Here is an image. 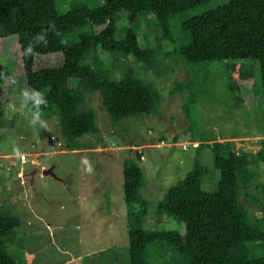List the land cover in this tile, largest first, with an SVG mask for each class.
I'll return each mask as SVG.
<instances>
[{
	"label": "trees",
	"instance_id": "trees-1",
	"mask_svg": "<svg viewBox=\"0 0 264 264\" xmlns=\"http://www.w3.org/2000/svg\"><path fill=\"white\" fill-rule=\"evenodd\" d=\"M210 1L105 0L92 9L75 4L59 14L56 0H0V74L17 81L10 86L0 79V98L18 94L23 87L41 91L48 101L42 112L59 115L70 149L76 148L85 133L99 131L96 111L86 104L88 91L100 92L114 125L134 116L159 114L161 93L154 83L139 77L132 67L114 80L112 70L105 66L120 56L161 73L158 49L150 46L135 27L142 16L151 14L163 38L174 43L169 54L183 56L190 65H224L235 105L253 112L259 108L264 90V0H234L188 19L183 23L187 42L179 46L172 19ZM123 14L128 16L129 27L120 31ZM87 25L92 32L81 33L78 41L66 38ZM41 35L43 40L36 45L35 54L24 55L28 43ZM57 55L63 56L60 65H40L41 59ZM261 143V150L239 147L232 139L207 144L215 157L218 186L207 182L210 170L200 159L204 145L199 143L191 172L167 189L157 207L160 214L172 217L180 227L146 228L144 212L131 213L129 264H155L149 257L157 244L174 251L175 264H264V253H255L253 248L256 243L264 245V223L259 217L253 218L240 200L244 195L262 199L251 193L252 187L264 194L260 178L264 139ZM142 158L138 152L124 164L126 200L141 208L147 204L141 193L147 182L138 162ZM20 227L17 215L0 212V264H20L7 251V241L19 233Z\"/></svg>",
	"mask_w": 264,
	"mask_h": 264
},
{
	"label": "rangeland",
	"instance_id": "rangeland-1",
	"mask_svg": "<svg viewBox=\"0 0 264 264\" xmlns=\"http://www.w3.org/2000/svg\"><path fill=\"white\" fill-rule=\"evenodd\" d=\"M232 1L211 0L175 16L172 30L179 46L187 42L184 22ZM104 3L105 0H56L59 14H65L75 4L92 9ZM128 25V16L123 14L120 31ZM135 27L150 46L158 49L161 73L149 71L128 57L118 56L105 66L112 70L114 80L132 67L139 77L154 83L161 93L159 114L134 116L114 125L100 92L88 91L86 104L96 111L99 131L85 133L76 148L70 149L56 112L43 114L49 129H39L37 133L16 111L19 93L0 98V159L4 163L0 165V212L15 214L21 220L18 235L7 241L8 253L20 264H129L131 213L143 211L146 228L180 227L172 217L160 214L157 207L167 189L191 172L199 143L204 145L200 159L210 170L206 179L213 186H218V175L214 154L207 144L232 139L262 145L263 89L259 108L246 112L233 101L224 65H190L183 56L169 54L174 43L163 38L151 14L142 16ZM87 31L92 32L91 25L76 28L66 38L74 37L72 42H76ZM62 61L63 56L57 55L39 63L56 66ZM138 152L143 154L138 162L147 181L141 189L147 200L143 208L137 203L130 205L124 191L126 158L137 157ZM22 153L28 154L26 162L21 160ZM36 156L40 162L35 161ZM83 157L88 159L91 172L85 170ZM49 168H53V174L44 173ZM25 173L32 177L24 178ZM260 178L264 181V161ZM251 193L262 199L244 195L240 200L253 218L259 217L264 223V194L254 187ZM165 248L157 244L149 259L155 264H175L174 251ZM253 248L255 253H264L261 243L253 244Z\"/></svg>",
	"mask_w": 264,
	"mask_h": 264
},
{
	"label": "clouds",
	"instance_id": "clouds-1",
	"mask_svg": "<svg viewBox=\"0 0 264 264\" xmlns=\"http://www.w3.org/2000/svg\"><path fill=\"white\" fill-rule=\"evenodd\" d=\"M54 28V26H52ZM43 40V36L34 37L30 41L26 48H24V55L32 56L35 54V47ZM46 43V41H44ZM0 79H3L5 84L15 86L17 81L15 77H10L5 74H0ZM19 108L16 109L18 113L27 120L28 125L38 133L39 129H49V125L46 120L42 118V109L47 106V99L45 95L33 88L23 87L19 89ZM15 152H19L18 149H14ZM82 163L86 165V171L91 172V165L86 157L82 158Z\"/></svg>",
	"mask_w": 264,
	"mask_h": 264
},
{
	"label": "water",
	"instance_id": "water-1",
	"mask_svg": "<svg viewBox=\"0 0 264 264\" xmlns=\"http://www.w3.org/2000/svg\"><path fill=\"white\" fill-rule=\"evenodd\" d=\"M239 144H242L243 147H246L247 149H251V150H261L263 145H256V144H252V143H247V142H242V141H238V145ZM44 173L45 174H53L54 171H53V168H49V169H45L44 170ZM24 178H28V177H32V176H29L28 174H23Z\"/></svg>",
	"mask_w": 264,
	"mask_h": 264
},
{
	"label": "built area",
	"instance_id": "built-area-1",
	"mask_svg": "<svg viewBox=\"0 0 264 264\" xmlns=\"http://www.w3.org/2000/svg\"><path fill=\"white\" fill-rule=\"evenodd\" d=\"M20 157H21V160L23 161V162H26L27 160H28V154H26V153H22L21 155H20ZM0 158H1V156H0ZM4 163H3V161H1V159H0V165H3Z\"/></svg>",
	"mask_w": 264,
	"mask_h": 264
},
{
	"label": "crops",
	"instance_id": "crops-1",
	"mask_svg": "<svg viewBox=\"0 0 264 264\" xmlns=\"http://www.w3.org/2000/svg\"><path fill=\"white\" fill-rule=\"evenodd\" d=\"M37 155H38V154H37ZM13 161L15 162V160H13ZM35 161H36V162H40V159H39L38 156H36Z\"/></svg>",
	"mask_w": 264,
	"mask_h": 264
}]
</instances>
